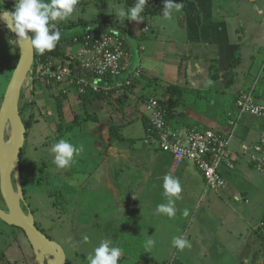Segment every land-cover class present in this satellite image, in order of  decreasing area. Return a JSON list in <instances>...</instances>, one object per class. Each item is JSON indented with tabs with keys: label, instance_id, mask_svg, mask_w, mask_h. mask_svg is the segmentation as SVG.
<instances>
[{
	"label": "rangeland",
	"instance_id": "rangeland-1",
	"mask_svg": "<svg viewBox=\"0 0 264 264\" xmlns=\"http://www.w3.org/2000/svg\"><path fill=\"white\" fill-rule=\"evenodd\" d=\"M207 1L222 4L225 11L235 13L239 19L261 20L256 15V13H260L261 3H264L260 0H175L181 5V10L174 13L170 20L164 19L162 15H155V13L147 15L141 13L142 20L125 19L123 22H121V18L116 16V11L118 9L127 10L131 7L125 6L119 0H105L104 2L79 0L73 14L64 22L65 24H78L80 20L89 21L95 16L110 14L118 20L116 25L120 27L117 26L119 29H114L112 26L115 25H111V27L106 25L105 31H109L110 37L115 38L109 47L120 52V63L123 62L124 67L132 63L131 68H135L141 65L139 59L141 60L143 56L140 53L134 56L132 50L135 44H139L143 39H152L146 35L153 33L160 35L158 33L159 26H164L162 35L170 34L171 28L174 26L173 20L176 15L184 14V6L187 11L191 10L190 13H192L197 2L205 6L208 4L205 3ZM14 2L15 0H0V4H9L12 9ZM96 26L94 22H91L83 27L60 28L61 39L67 41L74 32H86L89 28L96 29ZM102 26L103 24L99 27ZM260 29L263 30V27ZM127 30L132 34L126 33ZM114 32L121 34V36L114 34ZM15 37L13 32L0 23V102L18 59V46L9 43L10 40H16ZM123 44H126V47H123ZM144 44L149 46V42ZM66 46L68 51H72L73 54L76 53L77 45L67 42ZM156 46L163 49L160 41L156 42ZM258 58L264 59V48ZM254 67L256 70L258 69L256 66ZM126 73L129 71L122 72V76L124 77ZM89 77L92 76L86 78L89 79ZM140 77L137 78L136 82ZM33 80L35 81L33 82ZM36 80V75L26 77L21 88L24 97H20L19 103L21 106L22 101L29 102L30 99H33L35 103L32 106L29 105L21 115L23 118H28L30 115L33 123L30 124V129H27L22 155L24 168L27 169L20 176L21 191L25 200V202L20 200V205L24 206L27 213L33 215L35 222L45 234H48L50 238L63 247L66 264H87V254L98 245L101 239L105 238L111 240L113 245H118L123 249V256L118 264H264V230L262 223H260L264 217V195L258 193L248 195L245 191V195H240L238 198L225 193H222L219 198L221 188L212 189L205 182L208 190H205L204 193L202 191L196 193L190 183L181 182L180 199L173 198L176 216L170 219L166 215L155 213L157 205L167 203L163 194L157 190H155V200H150L148 204L145 197H140V189L137 191L139 194L138 201L130 205V210L124 211V207L119 206L117 201L121 193L118 187L115 197L112 190L108 189V192L104 194L102 188L88 185L85 182L84 185H80L83 183L81 180H84V174H76L72 179L70 168L65 172L59 171L52 163L53 154L50 152V148L59 138L57 135L67 131L64 130L65 132L60 134L55 132V126L60 122L53 98L55 91L48 87L49 84H46L47 81L43 77ZM121 80V78H114L111 82L112 87H115L116 83L118 84ZM136 82L126 90L134 88ZM244 92L246 93V91ZM255 93L257 94V91ZM86 94L88 92L84 95ZM104 94L101 96H116L117 93L113 90L108 95ZM152 95L148 94L146 100L153 97ZM238 99L239 97L235 100L236 105ZM254 99L253 95V98H250L247 103L252 101L258 105L264 103L263 96L258 97V101L262 103ZM144 104H140V107L150 122L153 115ZM44 113L50 116L49 119L44 118ZM72 114L75 115V113ZM245 114L248 113L245 112ZM138 122L141 121L138 120ZM70 123L75 124V120L70 121ZM85 130L86 128L82 129L78 126V128L75 127L68 131L70 135L74 136V139H69V141L77 146L83 144L84 151L90 152V157L93 158V150H102V147L91 144L87 138L89 132L87 133ZM10 135L11 125L7 124L5 135L7 141ZM228 137L225 136L224 138ZM142 140L145 141L144 138ZM153 140L156 141L158 147L159 141L155 138V134ZM40 156L46 158V166L43 168H38V164H34V160L36 158L38 160ZM94 160H90L92 161L91 164ZM187 161L194 164L190 160ZM73 162L78 169V164L81 165V162L78 160ZM217 169L219 173L224 172L222 173L223 177L229 183L241 181L243 186L247 185L245 188L248 186L264 188V182L259 179L260 177L264 180V176L256 168L253 169V167L248 166L247 163L244 164V172L238 171V168L225 172L228 169L225 165H220ZM253 172L255 173L254 176L248 174ZM59 173L67 177L64 184H61L57 179ZM39 175L43 176L42 181H39ZM11 180L16 192L13 174ZM250 182L251 185H249ZM131 188L134 187L124 186V193H129ZM50 194L52 195L50 196ZM127 197L125 196V199ZM55 201L60 205L54 206ZM0 208L8 213L1 194ZM185 210L188 211L187 216L183 215ZM84 235L90 237L89 242H83L82 237ZM173 236H182L189 241L191 246L185 247L183 250L172 247L171 239ZM149 238L155 241V245L151 249L144 247ZM257 252H259V256L256 255ZM6 262L10 264H40V258L35 255L32 246L20 228L0 220V264H6Z\"/></svg>",
	"mask_w": 264,
	"mask_h": 264
},
{
	"label": "crops",
	"instance_id": "crops-1",
	"mask_svg": "<svg viewBox=\"0 0 264 264\" xmlns=\"http://www.w3.org/2000/svg\"><path fill=\"white\" fill-rule=\"evenodd\" d=\"M205 3L208 4L204 6L197 2L192 13L184 6V14L176 15L170 34L162 35L164 26H159L160 35H146L152 39H143L135 44L132 53L143 56L139 59L142 75L134 88L120 95L94 98L79 96L71 88L63 102L62 129L55 132H67L57 135L58 139L73 140L74 136L68 131L79 126L89 132V142L102 147V150H93V158L88 151L75 156L74 160L81 162L78 169L74 162L67 168L57 169L65 172L70 168L72 179L76 174H84L80 185L86 183L102 188L104 194L109 189L116 197L118 187L121 193L117 201L124 211L130 210V205L138 201L137 191L140 189V197H145L148 204L150 200H155V190L163 192L162 182L166 174L177 178L180 184L190 183L196 193L208 190L200 169L188 161L176 163L168 152L157 147L154 134L150 128H146V114L142 113L140 104L145 103L148 94L168 98L172 85L183 90L180 103L173 110L170 123H167L174 141H184L191 126L217 129L229 136L226 148L231 156V165L224 162L219 164L228 168L225 172L237 168L244 172V164L250 167L254 165L250 154L252 146L264 132V115L244 114L230 135L227 133L230 130L227 120L237 113L235 100L240 93L253 89L257 102L259 96L264 97V59L258 58L264 48V3L259 7L260 13H256L261 19L258 21L239 19L235 13L225 11V7L215 1ZM159 41L163 49L156 46ZM146 42H149V46L144 44ZM66 47L64 44L65 51ZM235 55L240 57L239 63L230 67ZM209 80L211 84L207 83ZM74 120L75 124H71L70 121ZM67 126L72 127L68 129ZM90 160H94L93 164ZM248 174L254 176L255 173ZM57 176L58 181L64 184L67 177L62 173ZM259 179L264 182L263 178ZM124 186L134 188L125 194ZM246 186L241 181L229 183L226 180L219 198L222 193L238 198L245 191L248 195H264V188ZM125 196H128L127 199ZM256 255L259 256V252Z\"/></svg>",
	"mask_w": 264,
	"mask_h": 264
},
{
	"label": "built area",
	"instance_id": "built-area-1",
	"mask_svg": "<svg viewBox=\"0 0 264 264\" xmlns=\"http://www.w3.org/2000/svg\"><path fill=\"white\" fill-rule=\"evenodd\" d=\"M96 37L97 34L90 32V34L83 36V42L78 45L76 57L82 64L86 77H92L78 79L75 81L76 87L73 89L79 96L89 91L98 94L105 93L104 95H108L113 90L117 94L126 92V89L132 86L137 78L141 76L142 68L140 66L131 68V65L124 67L125 64L120 63V52L109 47V44L115 39L110 37L109 31H103L98 37L101 40L99 42L96 40L95 44L90 45L87 40ZM125 70H128L129 73H126L123 77L122 72ZM93 72H96V75ZM40 75L46 79L55 78L63 81L66 77H71V70L61 66L54 69L49 64L48 68L42 71ZM114 78H121L122 80L118 84L116 83L115 87H112L111 82ZM70 81L72 82L73 79H70ZM250 98H253L251 92L239 97L237 100L239 111L255 116H263L264 109L262 106L256 104L255 101L247 103ZM145 105L153 115L150 123L157 132L155 138L159 141V147L163 151L171 153L176 163L187 160L192 161L202 171L205 182L212 189L224 188L225 182L217 168L222 162L231 165V158L226 148L228 138H221L210 130L206 132L191 130L186 132L187 137L184 141H174L171 138V133L166 129L167 123L158 100L155 97H150L146 100ZM250 160L264 176V133L259 138V142L252 146Z\"/></svg>",
	"mask_w": 264,
	"mask_h": 264
},
{
	"label": "clouds",
	"instance_id": "clouds-1",
	"mask_svg": "<svg viewBox=\"0 0 264 264\" xmlns=\"http://www.w3.org/2000/svg\"><path fill=\"white\" fill-rule=\"evenodd\" d=\"M79 0H15L13 10L0 8V22H2L9 31L16 34V40H10V44L20 46V41L30 43V46L40 55L45 51L55 49L57 43L61 40V31L57 26L60 22L66 21L74 12ZM148 0H137L134 6L125 10L118 9L116 16L125 19L140 21L141 13L144 11ZM181 10V5L175 0H164L162 16L170 20L174 13ZM31 33V35H28ZM114 34H118L115 33ZM211 84L212 81H207ZM84 151V145L73 144L67 139L60 138L51 145L50 152L53 154L52 163L60 169L70 166L75 156H79ZM163 196L167 203H161L156 206L155 213L166 215L168 218L176 216L175 199H180L182 191L179 180L170 174L163 176L162 182ZM184 216L188 211L183 212ZM83 242L90 240L88 235L82 237ZM155 241L147 239L144 247L151 249ZM171 245L174 248L183 250L190 247L188 240L182 236H173ZM123 256V249L118 245H113L109 239H101L97 246L86 256L87 264H118Z\"/></svg>",
	"mask_w": 264,
	"mask_h": 264
},
{
	"label": "water",
	"instance_id": "water-1",
	"mask_svg": "<svg viewBox=\"0 0 264 264\" xmlns=\"http://www.w3.org/2000/svg\"><path fill=\"white\" fill-rule=\"evenodd\" d=\"M19 43L18 59L0 104V194L8 211L5 213L0 208V219L24 232L35 255L40 258V264H66L63 247L41 231L35 224L33 215L20 205L25 200L21 191L19 154L26 139V127L19 112V103L23 83L32 73L35 50L29 42ZM7 124L11 125L8 141L5 139ZM12 174L16 182V192L12 185Z\"/></svg>",
	"mask_w": 264,
	"mask_h": 264
},
{
	"label": "trees",
	"instance_id": "trees-1",
	"mask_svg": "<svg viewBox=\"0 0 264 264\" xmlns=\"http://www.w3.org/2000/svg\"><path fill=\"white\" fill-rule=\"evenodd\" d=\"M99 1L100 2H104L105 0H99ZM119 1L121 3H124L125 6H127V7H132L137 2V0H119ZM163 5H164V0H155V1L154 0H148V3L145 5L144 11L142 13L145 14V15H147V14H153V13H155V15H162V11H163V8L162 7H163ZM0 8H4V9H7V10H13L12 7L11 8L9 7V4L8 5L7 4H0ZM117 21L118 20L114 19L110 14H105V15L104 14H101V15L95 16L94 19L89 20V21L80 20L78 22V24L77 23L65 24L64 21L63 22H60L57 25L59 27V29L60 28L72 29V28H75V27H78V26L83 27V26L88 25L91 22H94V25H97L96 26L97 28L96 29L95 28H89V30L87 32H85V33L82 32V31L74 32L72 34V36L67 41H65V39H61L57 43V45H56V47H55L54 50H52V51H45V53L43 55H40V54H38L35 51V54H34V62H33V66H32V73H31L30 76H33L34 77L36 75L37 76V80L38 79H41V77H43L40 74H41L42 71H44V70H46L48 68V65L49 64H51L52 67H54V69H57L59 66H61V67H67V68H69L71 70V77L68 76V78L66 77V79L63 80V81L56 80L55 78L46 79L44 77V79L47 81L46 84H49L48 87L49 88H52L55 91L54 92L55 94L53 95V98L55 100L56 114L60 117V119L62 118V115H63V111H62L63 102H64V100L67 97V93L69 92V90L71 88L73 89L74 87H76V82L75 81H77L78 79H80L82 77L83 78L86 77L85 70L83 69V66L80 63V61L77 59L76 53L73 54L72 51H68V50L65 51V49H63L64 48V44H66L67 42H71V43H73V44H75V45L78 46L79 44H81L83 42V36L86 35V34H90V32H91V33L97 34V37L96 38H92V39L87 40L90 45H93V44L96 43V40L98 42L101 40L98 37L100 36V34L103 31H105L106 25H108L109 27H111V25H115V26H112V27H114V29H119L118 27H120V26L119 25H116ZM102 24H103V26L100 28L99 26L102 25ZM128 32L130 34H132L129 30H127L126 33H128ZM118 35L121 36V34H118ZM75 38H76V40H75ZM123 47H126V44L125 45L123 44ZM239 60H240V57L238 55H235L232 58L231 62H230V67H234L235 65H237L239 63ZM140 66L142 68V65H140ZM93 74L96 75V72H93ZM70 79H73V81L71 82ZM34 81L35 80H33V82ZM149 81H148V84L150 83ZM169 88H170V91L171 92H170V95L168 96V98H164V97L159 98V97H155L154 95H152L153 97H155L158 100L159 106L161 107L162 114L164 115V119H165V122L166 123H170L171 118L174 115L173 114V110L180 103V99L179 98L181 96L180 93H181V90H182L178 86H174V85L170 86ZM250 91H252L251 94L254 95V90L251 89ZM250 91H246V93L247 92H250ZM21 93L22 94H21L20 97L23 98L24 97L23 91ZM243 94H245V92L244 93H240L238 95V97H240ZM101 95L102 94L93 93L92 91H89L88 94L83 95V96L85 98V97H88V96H91V97H93V96L100 97ZM255 96H256V93H255ZM142 97L145 98V96H142ZM84 101H86V100H84ZM33 104H35L33 99H30L29 102L28 101L27 102H23L22 101V105L19 106L20 115H22L24 113V111H26V109L28 108L29 105L32 106ZM260 106H262V105H260ZM235 107H236L237 113L235 114V116L233 118H229L227 120L228 127L230 129L227 132V133H229L228 135H230L235 130V127H236L238 121L245 114V113H242V112L239 111L238 105H236V103H235ZM262 107L264 109V106H262ZM250 115H252V114H250ZM46 116H48V114L44 113V117H46ZM22 119H23V123H24V125L26 127V132H27L30 129V126H31L30 124L33 123L32 118L29 115L28 118H23L22 117ZM147 125H148L147 128H150V130L152 131L153 134H155V137H156L157 132H156L155 128L151 125V123L149 122L148 119H147ZM168 125L169 124H167L166 129H167ZM71 127L72 126H67L68 129H70ZM55 128L58 129V130L59 129L60 130L62 129V125L60 124V122H59V125L57 124L55 126ZM191 130H199V131H202V132H206L207 130H210L215 135L220 136L221 138H224L225 137L224 134H226V132L225 133L224 132H220L217 129L213 130V129H210V128H198L196 126H191L188 129V131H191ZM261 135H260V137H261ZM25 142H26V140H25ZM258 142H259V139H258L257 143ZM160 149L162 150V148H160ZM23 153H24V145H23V147L21 149V152L19 154V159H20L19 160V164H20V176L23 174L24 170L27 169V168H24V162L22 160ZM169 154L172 156L171 153H169ZM172 158H173V156H172ZM34 162L33 163L35 165L38 164V168H41V167L43 168V167L46 166V158L45 157L42 158V156H40V157H38V160L36 158L34 160ZM253 167L256 168L255 165H253ZM39 176H40L39 177L40 178L39 181H42L43 176L42 175H39ZM220 176L222 177V179L224 180L225 185H226V180H225V178L223 177V175L221 173H220ZM51 195L52 194H50V196ZM242 195L244 196L245 193L242 194ZM63 201H64V199H63ZM246 201H248L247 198H246ZM53 205L56 206V205H60V204H58V202L55 201L53 203ZM261 222H262V227H263V230H264V217L262 218Z\"/></svg>",
	"mask_w": 264,
	"mask_h": 264
},
{
	"label": "flooded vegetation",
	"instance_id": "flooded-vegetation-1",
	"mask_svg": "<svg viewBox=\"0 0 264 264\" xmlns=\"http://www.w3.org/2000/svg\"><path fill=\"white\" fill-rule=\"evenodd\" d=\"M22 208L24 209V206L22 205ZM1 220V219H0ZM1 221H3V220H1ZM35 221V220H34ZM3 222H5V221H3ZM35 224L37 225V227L41 230V231H43L39 226H38V224H37V222H35ZM17 228V227H16ZM45 233V232H44ZM46 235H48V234H46ZM1 264H3V263H1ZM6 264H10L9 262H6Z\"/></svg>",
	"mask_w": 264,
	"mask_h": 264
},
{
	"label": "bare ground",
	"instance_id": "bare-ground-1",
	"mask_svg": "<svg viewBox=\"0 0 264 264\" xmlns=\"http://www.w3.org/2000/svg\"><path fill=\"white\" fill-rule=\"evenodd\" d=\"M13 138V137H12ZM12 140V139H11ZM11 142V141H10ZM10 142H9V144H10Z\"/></svg>",
	"mask_w": 264,
	"mask_h": 264
}]
</instances>
